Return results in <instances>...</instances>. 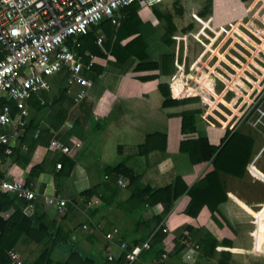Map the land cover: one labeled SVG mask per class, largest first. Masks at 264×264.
I'll use <instances>...</instances> for the list:
<instances>
[{
    "label": "crops",
    "instance_id": "1",
    "mask_svg": "<svg viewBox=\"0 0 264 264\" xmlns=\"http://www.w3.org/2000/svg\"><path fill=\"white\" fill-rule=\"evenodd\" d=\"M167 1L168 0H151L150 5H143L140 2V8L137 11L140 21L142 23H149L154 31L157 30L158 33H160L162 23H158L154 19L151 8H158V11L163 12L161 10H165V8H160L159 5ZM238 1L239 0L210 1V21H215L226 14L229 5L234 10L239 11L243 9V15L246 14L249 7L239 8L241 5H236ZM208 2L209 0H207V3ZM255 16H257V13ZM175 17L176 16H172V23L174 26ZM226 17L227 16H223L222 20L226 21ZM241 17L242 16L237 15L235 21L241 20ZM195 19L199 20V18L196 17ZM203 24H205V22ZM260 47L262 51L264 44H261ZM212 54L213 56H217L219 61L223 60V56L219 55L216 51H212ZM109 61H112L109 57L95 61L94 64L101 66L103 71L94 82H91V87L88 88L83 100L79 103L73 102L72 92L66 90L63 94L64 103L62 109L65 110V118L59 129L53 131L55 133V139L64 142L73 138L80 144V147L70 156H65L70 163H66L64 167H60L62 171L60 176H56V174H58L57 170L60 168L56 169L53 164V159L59 157L60 154L51 152L47 148V141L50 137L44 138L43 140L41 139L40 143H38L32 151L29 163L23 171L18 172L14 170L16 174L20 173L19 179L24 183L27 182L29 188L36 193L33 201L34 207H31L29 214H31L33 210L37 214L44 213L49 220H54L55 224L60 226V236L62 238L64 237L65 242L49 249L48 258L51 264H61L65 262L68 259L69 252H75L82 257H89L95 261L98 260V262H100L104 256L107 257V255H111L112 260H115L119 257V251L116 246L110 249L103 237L104 234L110 229L116 228L120 236H124L126 233L130 236L132 229H128L127 227L129 215L131 216L132 223H134L140 215L146 220L152 215L161 212L162 207L160 205H156L152 208L142 207L137 216V211L132 212L131 210L128 215L121 210L120 208H127L128 211L130 210L128 206L123 204L119 206L120 202L124 201L128 196V192L126 189H119L115 183L109 182L103 173L105 167H113L119 163H123L140 175V184L161 188L170 184L176 176L189 175L193 172L187 159L183 165L178 164V158L180 157L175 155V153L185 156L178 152V144L180 141L205 138L209 145L217 146L226 132H221L219 129L215 128H207L199 124L196 115L195 133L182 135L180 133V119L176 114L181 111L196 108L190 105L162 108V97L156 88L158 83L157 79L148 82H139L135 79L136 76L149 75L152 73H132V68L135 65V61L133 60L129 65L126 64L122 68H114L109 65ZM201 62L202 60H198L195 63V67L197 66V68H199V66L202 65ZM172 66V75L170 77H161L159 81H167L170 99L178 100V97L180 98V96H183V93L179 92L178 77L174 74V66H176V64L174 65L172 63ZM154 74H158V72ZM205 79H208L207 75H201V73L197 74L199 90L196 94L201 95L203 104L206 103L209 105V108H213V104L207 101L205 93L211 92L212 85L211 83L207 85L203 82ZM234 81L235 80H233L232 83H226L227 90L234 88L232 86L235 84ZM236 92L238 98L246 96H239L240 93L238 91ZM56 93V89L54 88L50 96ZM172 95H175V98ZM215 99L218 102H223L219 96H215ZM233 102L235 103V100L231 103H225L231 112L238 110L233 108ZM30 113L29 108V114ZM42 119L39 123V128L42 130L46 128L50 130L51 128L46 127L47 124L44 122V116ZM227 119L230 120L229 117H227ZM221 124L223 127L225 126V123ZM171 131L177 136H175L173 140L170 136ZM154 132L163 133L165 135V151L163 153L151 152L146 157L137 156L136 147L143 142L145 135ZM121 133L125 134L126 137L131 136L132 139L127 142L121 141ZM110 140H112V142ZM260 148H256L254 142L251 159L247 163L245 173L240 179L232 177H225L223 179L226 201L220 204L217 210L220 216H222L229 225V229L227 227L218 229L210 220L209 213L205 207L199 211L195 218H190L182 213H176L173 207L163 220V228L166 230V237L162 241V246L165 254L169 253L173 247L171 240L176 231L184 226H191L196 229L204 227L206 230L213 233V235L216 234V232L224 233L223 238L228 240H230L231 237H235L233 232L236 234L240 229L243 235V226L245 224L248 225L251 218L232 201L230 196L242 201L252 210L258 209V206L264 203V184L255 181L248 175L250 171L254 177L260 175L254 168V163L252 161ZM263 155L264 150L257 159L255 165L258 171L264 176ZM262 156L263 159L259 162ZM45 159L44 172L29 178L28 172L30 168L41 164ZM56 164L60 165V163ZM9 166V160H2L0 164V174L3 175V178L11 179L8 173ZM83 192H91L94 196L88 200L85 198L86 196L81 195ZM44 197H54L56 200H63L64 207L57 209L54 204H47L44 202ZM100 200L104 203L100 204ZM181 203L183 204L184 200ZM262 207V210L257 214L254 220L255 235L260 234V230L264 226V206ZM132 214H134L133 217ZM96 227L98 228L96 229ZM229 236L231 237L229 238ZM219 242L217 247H221ZM230 244V249L237 248L234 247L232 243ZM49 245L50 241L48 242L47 240L32 245L28 238L21 235L17 239L12 250L26 263L33 264L40 252L49 247ZM231 252L234 253V249L231 250ZM259 253L264 254V251H259ZM196 257L198 258V254ZM191 262H193V260H191Z\"/></svg>",
    "mask_w": 264,
    "mask_h": 264
},
{
    "label": "trees",
    "instance_id": "2",
    "mask_svg": "<svg viewBox=\"0 0 264 264\" xmlns=\"http://www.w3.org/2000/svg\"><path fill=\"white\" fill-rule=\"evenodd\" d=\"M239 1L246 3L250 0ZM139 8L138 1L122 7L116 12L118 16L116 25H112L107 19H102L96 25L91 26L85 35L76 37L75 42L78 46L73 51L81 57L83 65L88 67L87 70L82 71V76L90 82H94L103 71V68L97 64L88 66L91 57L98 59L109 57L112 59L109 61V65L114 68H122L126 64L129 65L133 60L135 65L132 68V73H152L136 76L137 81L148 82L157 79L156 88L162 97V108H172L197 102L196 97L170 99L168 82L159 81L161 77H170L173 72L171 48L174 44L172 36L176 32V27L172 23V16L169 13L151 8L154 19L158 23H162L161 32L156 35L149 23L140 21L137 15ZM208 10V8H202L198 17H205ZM99 36H101V42L97 45L96 39ZM156 41H159L160 44H157L156 48L153 47V49L151 43ZM257 52H261L260 45L257 47ZM155 72L158 74H154ZM195 82L197 85L193 89L189 86L185 88L178 79L179 92L183 95L193 91L197 92L199 90L197 79ZM54 86L57 93L48 96V104H40L34 97L28 101L31 113L20 128L16 143L8 158L10 162L8 173L11 180H19L20 173L16 174L14 170L21 172L26 168L32 151L41 139L51 138L46 127L55 131L64 121L65 110L62 109V105L66 87L63 80H54ZM44 96L47 95L40 94L41 98ZM8 106L10 115L13 116L15 113L14 104L9 102ZM32 107L35 109L33 110ZM197 114L198 111L196 110H186L176 114L180 119V133L182 135L195 133V116ZM43 116L44 122L47 124L44 130L39 128ZM64 142L68 144V141ZM165 144L166 137L163 133L147 134L144 136L143 142L136 147V155L146 157L151 152L163 153ZM253 144L254 139L240 129L226 131L217 146L209 145L205 138L182 140L178 144V152L187 157L193 172L189 175L176 176L170 184L161 188L140 184V175L123 163L104 168V176L110 183H115L119 176L128 181L125 188L128 196L119 205L123 204L129 207V211L127 208H120L125 213L129 215L131 210L132 212L140 211L142 207L152 208L156 205L162 207L159 214L152 215L149 219L144 220L142 215L138 216L133 223L132 238L126 241L127 244L132 245L148 242V249L142 251L138 256L141 264L157 262L162 255H165V263L173 260L184 250V242L195 245L199 259L204 260L212 257L214 249L219 245L217 240L204 227L196 229L191 226H184L176 231L171 240L173 248L171 252L165 254L162 246V241L166 237V231L163 232L165 230L163 220L173 207L176 213H182L190 218H195L199 211L205 207L210 220L218 229L223 227L229 229V225L217 210V207L226 201L223 179L225 177L240 179L243 176L245 167L251 159ZM3 150L4 147L0 146L1 159L3 158ZM45 161L46 159L41 164L31 167L28 177H35L44 172ZM56 163H60V167H64L70 161L65 156L59 155L53 159V164ZM57 173L59 175L56 174V176H60L61 168L57 170ZM0 178H3L2 174H0ZM25 184L28 186L27 182ZM90 193L83 192L81 195L86 196L85 198L89 200L94 196ZM183 200L184 203L182 204ZM33 201H25L11 194L0 192V264H7V252L12 250L21 235L28 238L32 245L39 244L43 240L50 241L49 247L40 252L33 264H51L48 258L49 249L65 242L64 237L60 236V226L55 224L54 220H49L44 213L37 214L34 210L31 214L25 212L26 207L30 206V209L34 207ZM103 203L100 200V204ZM125 236L120 237L122 241L125 240L123 238ZM230 243V240L223 238L220 241V246L230 250ZM228 255L227 252H221L222 259L219 264H224L223 260ZM120 262L121 255L114 261L107 260L104 256L98 262V260L82 257L75 252H69L68 259L61 264H120Z\"/></svg>",
    "mask_w": 264,
    "mask_h": 264
},
{
    "label": "built area",
    "instance_id": "3",
    "mask_svg": "<svg viewBox=\"0 0 264 264\" xmlns=\"http://www.w3.org/2000/svg\"><path fill=\"white\" fill-rule=\"evenodd\" d=\"M138 1L150 5L151 0H0V146L4 147L2 160H9L11 150L16 143L20 128L29 116L28 101L36 97L42 104L41 93L50 96L55 88L54 80H63L66 90L72 92V100H83L91 82L82 76L87 70L81 57L73 50L78 44L76 37L83 36L91 26L102 19L112 25L117 24L118 9ZM101 42V36L96 44ZM100 60L91 57L89 64ZM63 78V79H62ZM14 104L15 113L10 115L8 103ZM248 107H253L257 121L246 123L264 138V87H261ZM258 125V126H257ZM51 138L48 150L63 156H70L80 147L73 138L68 144L55 139V133L49 130ZM264 145V144H263ZM262 145V147H263ZM60 165L55 164L59 169ZM127 179L119 176L115 185L119 189L127 187ZM0 192L11 194L25 201L34 200L36 193L20 179L17 181L0 178ZM47 204L57 209L64 207L63 200L44 197ZM29 210V211H28ZM30 213V206L26 207ZM98 227H96L97 229ZM166 230H163L165 232ZM116 228L104 234L107 244L116 246L121 255L120 264H136L139 254L148 249V242L127 244L118 239ZM188 242H184L185 246ZM7 264H28L13 250L7 252ZM107 260H112L107 255ZM165 259L162 255L161 262ZM152 263V264H153Z\"/></svg>",
    "mask_w": 264,
    "mask_h": 264
},
{
    "label": "rangeland",
    "instance_id": "4",
    "mask_svg": "<svg viewBox=\"0 0 264 264\" xmlns=\"http://www.w3.org/2000/svg\"><path fill=\"white\" fill-rule=\"evenodd\" d=\"M210 1L212 0H209L208 3L207 0H168L166 3L159 5L160 8H165V10H161L164 13L176 16V32L172 36L174 44L171 48L173 52V64H176L174 66V74L177 75L185 88L189 86L192 89L197 85L195 79H197L198 73L207 75L208 79H205L203 82L207 85L211 83L212 86L211 92H205L206 99L209 103L213 104V108H209V105L206 103L203 104L201 95L196 94L194 91L178 99L196 97L197 102L187 105L193 106L196 109L192 110L198 111L196 118L199 124L207 128L219 129L221 132L240 129L243 133L245 132L254 139L256 148H260L264 144V138L247 126L246 123L250 121L252 124L257 121V115H255L253 107L248 106L251 104L250 102L258 90L264 87V47L263 52L256 53L257 47L264 44V0H250L246 3L238 1L236 5H241L239 8L249 7L246 14L243 15V9L239 11L234 10L229 5L228 12L222 15L221 19L219 18L215 21H210ZM202 8H208V14L205 17H198L197 12L201 11ZM156 9L158 10V8ZM256 13L257 16H255ZM237 15L242 16L241 20L235 21ZM223 16H227L226 21L222 20ZM195 17L199 18V20L195 19ZM204 22L205 24H203ZM154 33L159 35L157 30ZM157 44H160L159 41L151 43L152 48H156ZM161 48L163 47L161 46ZM158 49L161 50L160 48ZM212 51H216L219 55H222L223 60L219 61L217 56H213ZM198 60H202V65L199 68L195 67V63ZM233 80H235V84L232 85L234 88L227 90L226 83H232ZM236 91L240 93L239 96H246L238 98ZM215 96H219L223 102L216 101ZM47 98L48 96L42 98L44 104H48ZM233 100H235L233 108L238 110L231 112L225 103H231ZM32 109L34 110L35 108L32 107ZM221 123H225V126L223 127ZM170 136L173 140L176 134L171 131ZM120 138L124 142L132 139L131 136L126 137L123 133H121ZM110 141L112 142V140ZM263 150L264 145L252 159L254 168L261 176L263 175L258 171L255 163ZM175 155L180 157L178 158V164L183 165L187 157L176 153ZM263 156L259 159V162H261ZM248 175L255 181L264 184V176L261 177L259 175L258 177H254L251 171ZM230 198L251 218L249 224L243 226V235L240 229L236 234L233 232L235 237L229 236V238L231 237L230 241H232V245L237 248L228 250L223 249V247H217L214 249V253L210 259L203 260L196 257L197 249L195 245L188 242L181 254L170 260L169 263H165V258L161 262L153 264H219V261L222 259L220 256L221 252L229 254L223 260L224 264H264V254L259 253V251H264V226L260 230V234L255 235L254 233V220L262 210L264 203L260 204L258 209L252 210L242 201L232 196ZM138 213L139 211L136 212V216ZM128 219L127 227L128 229H132L133 223L130 215ZM131 234L129 236L126 233V236L123 237L125 240L123 241L126 242L128 239H131ZM211 234L219 242L223 239L224 233L216 232L214 235L213 233ZM120 237L122 236L118 234L117 238L121 239ZM109 247L111 249L114 246L109 245ZM233 249L234 253L231 252ZM136 264H141V262L137 260Z\"/></svg>",
    "mask_w": 264,
    "mask_h": 264
}]
</instances>
